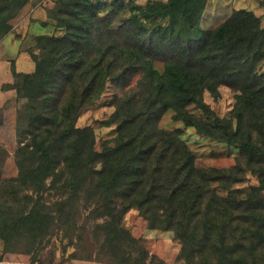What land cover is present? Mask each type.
I'll return each instance as SVG.
<instances>
[{"label": "trees", "instance_id": "16d2710c", "mask_svg": "<svg viewBox=\"0 0 264 264\" xmlns=\"http://www.w3.org/2000/svg\"><path fill=\"white\" fill-rule=\"evenodd\" d=\"M29 1L0 0V41ZM52 2L29 52L34 71L13 69V83L1 88L24 101L18 173L0 178L1 252L53 264L54 250L45 259L42 252L62 233L74 250L69 260L166 264L124 227L133 209L173 233L179 264H264L259 17L238 9L203 30L207 0ZM111 86L117 93L102 127L116 133L97 150L93 127L77 121ZM220 86L234 92L229 118L203 100ZM167 111L183 128L237 150L234 164L200 163L183 129L158 126ZM6 155L0 148V164ZM248 175L257 184L239 187Z\"/></svg>", "mask_w": 264, "mask_h": 264}, {"label": "rangeland", "instance_id": "374dc122", "mask_svg": "<svg viewBox=\"0 0 264 264\" xmlns=\"http://www.w3.org/2000/svg\"><path fill=\"white\" fill-rule=\"evenodd\" d=\"M51 7H53L52 0H30L11 21L13 28L11 33L14 39H16L15 42L19 44V51L17 54L28 57V60H25L23 57L17 59V68L22 71L20 73H32L34 71V63L29 56V52L34 50V38L39 30L37 28V21L33 19L37 17V19L46 20V11ZM238 9L252 11L255 16L259 17L261 27L264 28V6L258 0H207L200 20V28L203 30L212 29L226 20L234 10ZM3 51L4 49L0 48V55ZM35 53L37 54L38 51ZM15 56L16 54L13 58H15ZM14 64L15 60L10 59V83L14 81L12 76V70H15ZM0 70V72L3 73V68H0ZM259 70L264 73V64ZM0 80L5 81L6 76L0 74ZM135 80L136 78L133 80V83ZM3 85H1V88ZM13 93L14 96L0 99V110L2 111L0 148L5 149L7 152L4 162L0 164L1 179L15 177L18 173L14 164L15 150L18 145L16 126L18 112L22 108L24 101H18L15 98V91H13ZM115 93H117V91L112 86L108 88L97 103L87 109L77 121L78 127H85L87 125L93 127L97 150L100 149L102 140L111 139L116 133V128L114 126L108 128L102 127V121H104L112 111L110 105L113 102ZM203 100L217 116L222 118L230 117L235 101L234 92L225 86L219 87L218 96L216 98L212 97L208 92H205ZM172 115L173 113L171 111H167L159 121L158 126L168 130L175 128L183 129L182 139L188 144L190 150L200 163L220 167H228L234 164V157H236L237 150L228 148L207 138L200 137L193 129L183 128L180 122L173 120ZM256 184L255 178L248 175L247 181L239 185V187L246 188L248 185ZM123 225L133 237L142 240L143 245L150 255L158 257L166 264H179L177 262L179 245L174 240L173 233L160 230L159 223L156 220L150 219L146 215L132 209L125 214ZM0 248L2 249L1 241ZM49 250H54L55 252L53 264H106L105 262L101 263L95 260H69V255L74 250L72 246H69V240L66 235L62 233L51 239L49 246L42 252L44 255L42 259L47 258ZM25 257L29 262V257Z\"/></svg>", "mask_w": 264, "mask_h": 264}, {"label": "crops", "instance_id": "0c3cea01", "mask_svg": "<svg viewBox=\"0 0 264 264\" xmlns=\"http://www.w3.org/2000/svg\"><path fill=\"white\" fill-rule=\"evenodd\" d=\"M33 20L37 22L42 21V19H37V17L36 19L34 18ZM15 40L16 39H14V36L11 33L0 41V48L4 49L3 53H1L0 55V68H3V73L0 72V74H4L6 76L5 81L0 80V99H4V97L14 96L12 90L11 91L8 90L6 92L1 90V85L10 83L9 82V80L11 79L10 59L15 60L14 68L15 71L19 73L22 71L17 68V59L19 57L20 58L23 57L25 60H28V57L22 54L20 55L17 54L19 51V44H17ZM15 54L16 56L15 58H13ZM26 263H28V260L25 256L18 254H3L0 248V264H26Z\"/></svg>", "mask_w": 264, "mask_h": 264}]
</instances>
